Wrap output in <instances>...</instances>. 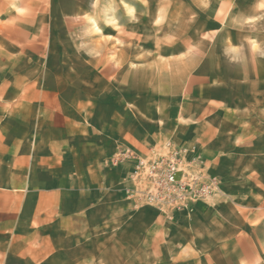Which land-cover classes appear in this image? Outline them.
<instances>
[{"label": "crops", "instance_id": "0c3cea01", "mask_svg": "<svg viewBox=\"0 0 264 264\" xmlns=\"http://www.w3.org/2000/svg\"><path fill=\"white\" fill-rule=\"evenodd\" d=\"M105 3L0 0V264H264L257 11L139 51ZM166 144L215 179L191 212L144 205L116 161Z\"/></svg>", "mask_w": 264, "mask_h": 264}, {"label": "rangeland", "instance_id": "374dc122", "mask_svg": "<svg viewBox=\"0 0 264 264\" xmlns=\"http://www.w3.org/2000/svg\"><path fill=\"white\" fill-rule=\"evenodd\" d=\"M105 2L106 20L110 22L114 17L120 19L123 39L136 38L139 51H145L147 47L152 46L154 51H160L166 46L169 47V51L177 48L190 50L194 45V37L205 35L210 29V23L213 22L216 31L219 21L231 15L234 19L243 20L245 17L246 21H249L248 14L255 9L258 13L255 22L244 30H247L255 40L257 37L263 40L262 44L254 42L253 47L264 55V0H105ZM233 6L239 7L237 13L231 12ZM144 190L143 185L141 191ZM205 202H198L189 209H177L172 206L149 204L143 199L144 205L154 207L163 214L174 211L191 212Z\"/></svg>", "mask_w": 264, "mask_h": 264}, {"label": "built area", "instance_id": "2783aa9c", "mask_svg": "<svg viewBox=\"0 0 264 264\" xmlns=\"http://www.w3.org/2000/svg\"><path fill=\"white\" fill-rule=\"evenodd\" d=\"M166 146V155L142 158L126 151L117 156L116 161H135L130 178L145 186V190L138 193L149 204L189 209L198 202H205L216 189V182L202 171L200 157L187 158L186 150Z\"/></svg>", "mask_w": 264, "mask_h": 264}]
</instances>
